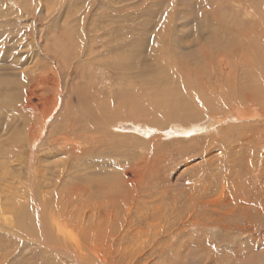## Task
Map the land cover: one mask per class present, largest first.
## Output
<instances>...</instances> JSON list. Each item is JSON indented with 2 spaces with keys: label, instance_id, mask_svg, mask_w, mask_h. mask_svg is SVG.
Returning a JSON list of instances; mask_svg holds the SVG:
<instances>
[{
  "label": "rangeland",
  "instance_id": "rangeland-1",
  "mask_svg": "<svg viewBox=\"0 0 264 264\" xmlns=\"http://www.w3.org/2000/svg\"><path fill=\"white\" fill-rule=\"evenodd\" d=\"M263 251L264 0H0V264Z\"/></svg>",
  "mask_w": 264,
  "mask_h": 264
},
{
  "label": "bare ground",
  "instance_id": "bare-ground-1",
  "mask_svg": "<svg viewBox=\"0 0 264 264\" xmlns=\"http://www.w3.org/2000/svg\"><path fill=\"white\" fill-rule=\"evenodd\" d=\"M168 42V41H167ZM261 54V53H260ZM63 62V61H62ZM250 62V61H249ZM248 63V62H247ZM246 68V67H245ZM249 68V67H248ZM47 81V80H46ZM243 87H245V86H243ZM58 89V88H57ZM58 91V90H57ZM30 95V94H29ZM242 106V105H241ZM173 108V107H172ZM262 111V110H261ZM104 120V119H103ZM71 150V149H70ZM77 152V151H76ZM84 154V153H83ZM79 161V160H78ZM69 165V164H68ZM63 170V169H62ZM36 171V170H35ZM33 175V174H32ZM65 175V174H64ZM36 176V175H35ZM166 182V181H165ZM34 185H35V183H34ZM32 187V186H31ZM93 191V190H92ZM34 200V199H33ZM101 203V202H100ZM72 204V203H71ZM37 205V204H36ZM70 205V204H69ZM85 207V206H84ZM102 207V206H101ZM84 209V208H83ZM39 210V215L41 216L40 217V221H39V223H38V225H39V227H40V229H39V232H40V234H43V232L41 231V230H43L44 229V227H45V225L47 224V223H45V221L43 220V217L45 216V210H46V208H42V209H38ZM87 211H86V209L85 210H82L81 211V213H79L80 214V217H78L79 219L80 218H82V217H85L86 215H87V213H86ZM76 213V212H75ZM94 213V212H93ZM92 213V214H93ZM78 214V213H77ZM79 214H78V216H79ZM89 214H90V212H89ZM92 214H90V215H92ZM95 214V213H94ZM54 215H55V213H54ZM87 216H89V215H87ZM94 217H95V215H94ZM98 217V216H97ZM96 217V218H97ZM89 218V217H88ZM45 219V218H44ZM70 219V218H69ZM78 219V221H80ZM93 219V218H92ZM77 221V222H78ZM76 222V223H77ZM51 227H52V229L53 230H57V232L59 233V232H62L63 231V225L60 223V221L58 220V218L56 217V218H54V217H52L51 218ZM48 228V227H47ZM93 231V230H92ZM99 231V230H98ZM140 232V231H139ZM126 234V233H125ZM41 236V235H40ZM42 237V236H41ZM49 237H50V235H49ZM48 236H47V234H44L43 235V237L41 238L42 240H44V241H46V242H44L43 244H47V245H49V242L47 243V241H48ZM51 239V238H50ZM262 247V246H261ZM260 247V248H261ZM264 252V251H263ZM261 253V252H260ZM260 259L262 258V257H259ZM261 261V260H260ZM227 262V261H226Z\"/></svg>",
  "mask_w": 264,
  "mask_h": 264
}]
</instances>
